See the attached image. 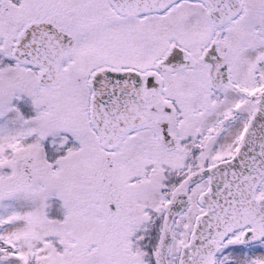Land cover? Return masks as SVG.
I'll return each mask as SVG.
<instances>
[{
	"label": "snow or ice",
	"instance_id": "obj_1",
	"mask_svg": "<svg viewBox=\"0 0 264 264\" xmlns=\"http://www.w3.org/2000/svg\"><path fill=\"white\" fill-rule=\"evenodd\" d=\"M0 264H264V0H0Z\"/></svg>",
	"mask_w": 264,
	"mask_h": 264
}]
</instances>
